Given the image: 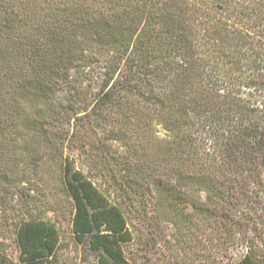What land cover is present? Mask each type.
<instances>
[{
    "label": "trees",
    "instance_id": "16d2710c",
    "mask_svg": "<svg viewBox=\"0 0 264 264\" xmlns=\"http://www.w3.org/2000/svg\"><path fill=\"white\" fill-rule=\"evenodd\" d=\"M42 181L95 264H264V0H0V264H59Z\"/></svg>",
    "mask_w": 264,
    "mask_h": 264
},
{
    "label": "rangeland",
    "instance_id": "374dc122",
    "mask_svg": "<svg viewBox=\"0 0 264 264\" xmlns=\"http://www.w3.org/2000/svg\"><path fill=\"white\" fill-rule=\"evenodd\" d=\"M42 192L47 197H39V214H46L58 227L60 236L59 264H95L97 256L88 247L78 243L71 221L73 218L72 200L53 191L52 184L42 181ZM31 212L27 207L18 206L13 195L0 196V250L7 253L12 261H17L19 247L16 241V222L28 218ZM142 248V247H141ZM139 246L126 247L127 256L133 264H201L193 257L172 255L163 246L159 249H141ZM145 260H143V258ZM230 254L218 257L212 247L211 255L205 264H232Z\"/></svg>",
    "mask_w": 264,
    "mask_h": 264
}]
</instances>
